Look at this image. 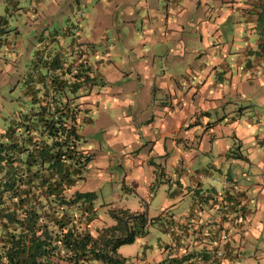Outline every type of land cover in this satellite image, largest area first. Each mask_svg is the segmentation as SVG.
<instances>
[{
    "label": "rangeland",
    "instance_id": "rangeland-1",
    "mask_svg": "<svg viewBox=\"0 0 264 264\" xmlns=\"http://www.w3.org/2000/svg\"><path fill=\"white\" fill-rule=\"evenodd\" d=\"M179 1L188 9L181 16L182 25L186 30L189 28V21L186 18L195 21L198 14L196 4L202 0ZM231 1L211 0L209 3L212 6H224ZM241 1L245 4L249 2ZM237 4L240 3H235L234 6ZM105 5V0H0V15L7 18V31L2 34L4 39L0 41V130L4 127L5 118L18 106L15 96L19 91L21 75L27 69L35 49L43 45L50 35L60 36L67 44L76 39L81 46L83 42L80 41H85L83 39L86 38L92 41L87 42L90 45L97 44L99 51L104 49V43L112 44L111 52L121 50L118 43L115 48L113 47L117 39L114 28L104 26L101 29L98 26L100 11ZM250 5L255 7L254 3ZM141 6L147 12V3ZM260 8L264 9V5ZM123 18L122 15L110 17L114 22ZM237 20L238 24L243 22L244 30L237 31L236 41L240 34L246 36L250 32L252 24L246 22V16H240L239 13ZM219 27L218 37H214L213 32L206 33V38H211L213 42L212 57H215V60L222 54L227 57L224 48L220 51L215 46L226 40L231 41V34L235 35L232 33L234 25L230 20ZM262 27L264 11L255 28L257 31L252 33L250 38L244 39L245 45L249 44L250 39L254 40V46L249 53L251 61L257 56L263 58L256 73L257 78L250 81L244 76L241 91L229 102L218 101L216 107L211 104L214 98L213 88L210 91L212 96L203 94L199 97L202 102L198 108L200 110L197 111L200 122L194 126L196 142L190 148L184 147L189 153L184 155L183 160H177L171 155L176 149L172 148L169 137L166 139L156 135L159 132L157 127H147L161 140V144H158V147L155 145L150 153L148 148L153 143L146 142L145 138L136 139L138 136L143 137V126L146 123L142 120L145 116H151L155 107L151 103L154 98L139 109L145 103L132 102L131 98H134V95L131 94V88H128L125 94L117 92V89H110L109 92L102 90L103 92L98 93L104 84V78L99 75V81L91 88L90 94L88 92L81 96V99L86 101L85 106L90 107V115L93 117L92 123H84L80 127L81 146L92 152L93 156L88 162L85 178L81 180L78 188L96 192L95 205L98 217L93 222L94 230L96 227L115 222L107 211L109 207L144 211L149 219L152 217L155 219L153 223L146 225L145 234L138 235L134 241L118 247V251L127 257V264H163L161 261H167L168 254L181 253L183 244L191 243L192 237L189 235L182 239V245H177L175 239L178 233L172 235L162 226L167 222V212L184 216L189 210L190 202L197 200V194L192 188L188 192H179L174 196L168 195V192L171 188L177 187L181 175L185 177L188 186H195L192 175L197 171L207 175L206 168L211 170L215 177L237 180L249 197L244 198L247 199V204L262 220L261 229L257 234L256 229H251V232H246L239 241L241 246L237 247L239 248L237 264H264V196L259 194L262 185L260 180L264 178V44L259 43L257 39L264 35ZM101 34L105 35L102 39ZM138 34L137 31L136 35ZM133 36L131 33L132 38ZM187 45L191 48L197 46L198 42L188 39ZM214 49L217 50L216 53ZM210 51L211 49L208 52ZM109 59L110 61L103 59L101 64L109 65L112 63V59ZM113 59L117 64L121 61V56ZM194 59L207 61L209 67L214 66L215 62V60L210 62L203 56ZM228 59H230L228 71H231L233 76L242 78L244 69L242 70L240 65L244 67L248 62L245 49L238 52L233 48V52L228 54ZM187 62L188 60H182L178 65L185 68ZM221 70L219 67L218 71H214L213 77L221 78L220 84L226 87L228 81L221 77L224 75V71ZM111 75L121 76L119 72ZM131 77L125 82L128 84L134 81L135 87L139 92L142 90L143 94L146 87H140L139 78H136L135 73H132ZM121 78L124 79L125 76ZM141 81L146 82L143 78ZM135 114L139 115L140 119L134 121V127H130L127 118ZM248 115L251 120L247 119ZM207 122L211 123V128L204 127ZM163 145L169 150L170 155L158 153L163 149ZM224 148L226 150L223 152ZM191 152L192 156L187 158ZM180 161H183L182 169L176 168ZM206 184L203 182L201 188L207 186ZM163 209L164 217H160ZM209 210L216 212L214 207H210ZM163 248L166 252L162 251ZM168 262L180 264L179 261ZM223 264L234 263L226 259Z\"/></svg>",
    "mask_w": 264,
    "mask_h": 264
},
{
    "label": "trees",
    "instance_id": "trees-1",
    "mask_svg": "<svg viewBox=\"0 0 264 264\" xmlns=\"http://www.w3.org/2000/svg\"><path fill=\"white\" fill-rule=\"evenodd\" d=\"M6 23L0 15V41ZM72 42L50 35L35 49L20 77L18 106L0 130V264H127L118 247L145 234L155 220L144 211L109 207L115 222L94 230L96 192L78 185L93 156L81 146L80 127L93 122L81 96L99 77L83 47ZM166 220L162 228L172 232ZM189 235L181 234L176 244ZM227 242L216 244V264L225 258L237 264L238 254L224 248ZM201 250V257L212 253Z\"/></svg>",
    "mask_w": 264,
    "mask_h": 264
},
{
    "label": "crops",
    "instance_id": "crops-1",
    "mask_svg": "<svg viewBox=\"0 0 264 264\" xmlns=\"http://www.w3.org/2000/svg\"><path fill=\"white\" fill-rule=\"evenodd\" d=\"M105 2L106 5L102 6L100 11L98 26L101 29L104 26L114 28L117 39L114 41L113 47L115 48L118 43L121 50L111 52L112 47L110 46L112 44L104 43V49L99 51L97 49L98 45L95 43L90 45L87 42L91 40L86 38L83 39L85 41H80L83 42L82 46L78 44L79 41L76 39H73L74 42L72 43L74 47H83V57L92 64L94 72L104 78V84L98 93L117 89V92L125 94L128 88H131V94L134 95V98H131L132 102L135 104L136 102L145 103L139 109L154 98L151 103L155 107L152 109L151 116H145L142 120L147 124L143 126V137L138 136L136 139L145 138L146 142H152L153 144L148 148L150 153L154 150L155 145L158 147V144H161V137H166V139L169 137L172 148L176 149L175 153L171 155L177 160H183L184 155L189 153L184 147L190 148L196 142L194 126L197 122H200L197 111L200 110L198 108L200 102H202L199 97L203 94L212 96L210 91L213 88L214 98H211V104L216 107L218 101L229 102L241 91L240 86L243 85L244 76L250 81L257 78L256 73L263 58L257 56L254 61H251L249 53L252 51V46H254V40L250 39L249 44L245 45L244 39L250 38L252 33L257 31L255 28L258 26L264 11L260 8L264 5V0H249L246 4L241 0H232L224 6H212L209 3L211 0L199 1L196 4L198 14L195 21L186 18L189 21V28L186 30L182 25L181 16L188 9L181 5L179 0H105ZM143 3H147V12L142 9L141 4ZM235 3H240L236 5L239 10L234 6ZM251 3H254L255 7L251 6ZM238 13L240 16H246V22H252V24L250 32L246 36L240 34L239 39L236 41L237 31L243 32L244 30L243 22L238 24ZM114 15H122L124 18L121 20L116 19L117 21L114 22L110 19ZM229 20L234 25L232 33H235V35L231 34V41L226 40L215 46L220 51L224 48V53L227 54V57L222 54L220 58L215 60V57H212L213 42L211 38H206V33L213 32L214 37H218L220 24L224 25ZM255 23H257L256 26ZM213 27L214 29H212ZM137 31L139 32L138 35H136ZM131 33L134 35L133 38ZM100 36L101 39L105 37L104 34ZM59 38L63 44L68 45L64 39L60 36ZM78 38L80 40V36ZM188 39L198 42V45L189 48L187 45ZM257 39L259 43L264 44V35H260ZM233 48H236L238 52L245 49L248 62L244 67L240 65V68L244 69L242 78L233 76L232 72L228 71L230 68L228 54L233 52ZM210 49L211 51L208 52ZM216 49H214L215 53L217 52ZM113 56H121V61L116 64ZM197 56L200 58L202 56L206 57L210 62L215 60V62L213 61L214 66L209 67L207 61H201V59L196 61L194 58H197ZM109 58L112 59V63L109 65L107 63V66L104 63L101 64L103 59L110 61ZM182 60H188L185 68L178 65ZM219 67L222 68L221 71H224V75L221 77L228 81L226 87L220 84L219 80H222L221 78L213 77V72L218 71ZM116 72H119L125 78L111 75ZM132 73H135L136 78H139L140 87H146L143 94L142 90L139 92L135 87L134 81L128 84L125 82V80L132 78ZM142 78L146 82L141 81ZM237 114L239 115L238 112ZM138 119H140L139 115H130L127 118L128 125L134 127V121ZM247 119L251 120L250 115L247 116ZM148 126L157 127L159 132L156 135L160 138L154 133L152 134L148 130ZM192 126L193 130H191ZM209 126L211 128V123L207 122L204 127ZM162 148L158 153L170 155L165 146ZM225 150L226 148L223 149V152ZM192 154L193 152L186 157L190 158ZM182 162H178L176 168L182 169ZM198 173L199 171L192 175L195 186H188L185 177L181 175L177 181V187L171 188L168 192V195L174 196L179 192H188L192 188L197 194V200L194 199L193 202H190L189 210L184 216L175 215L174 213H169V215L168 212L166 214V219L169 220L170 218L173 223L174 230L170 231L172 235L178 233V237H180L181 234L189 232L192 237L190 244H183L181 253L173 252L167 256V259L175 257L176 259L171 261H179L180 264H216L213 262V256L216 244L219 245L218 238L223 232L227 234L228 241L224 248L228 246L229 251L232 252L231 254L235 253L239 256V248L237 247L241 246V243H239L241 238L244 237L246 232H251V229H256L257 234L262 226L261 218L247 204V199L244 198L249 197L246 192L243 194L244 190L241 189V184L237 180L222 177L229 179L231 184L224 189V199L221 200V198L216 199L213 196L212 189L208 184L201 188L203 181L196 175ZM205 173L212 175L211 170L207 168ZM260 181L262 185L259 194L264 196V178ZM210 207H214L216 212L213 213L209 210ZM164 213L163 209L160 216L164 217ZM187 222L188 226L185 225ZM253 222L255 223L253 224ZM191 227L196 228L195 234H193ZM218 232L219 236L217 237ZM180 244L182 245V243ZM203 247H207V251L212 253L207 254L205 252L207 256L201 257L199 254H201ZM162 251L166 252V249L163 248ZM225 260L220 259V264H223Z\"/></svg>",
    "mask_w": 264,
    "mask_h": 264
},
{
    "label": "built area",
    "instance_id": "built-area-1",
    "mask_svg": "<svg viewBox=\"0 0 264 264\" xmlns=\"http://www.w3.org/2000/svg\"><path fill=\"white\" fill-rule=\"evenodd\" d=\"M197 175L201 179V181L207 183L208 186H210L213 192V196L216 199H220L224 189L230 186L231 184V182L227 178H217L209 174L205 175L201 172H199ZM226 240H227V234L223 232L218 238V244H220L221 242H225ZM220 253L221 251L220 249H218L217 254Z\"/></svg>",
    "mask_w": 264,
    "mask_h": 264
}]
</instances>
